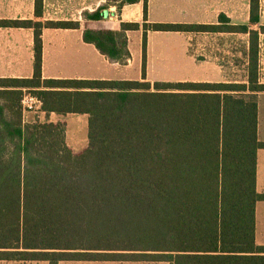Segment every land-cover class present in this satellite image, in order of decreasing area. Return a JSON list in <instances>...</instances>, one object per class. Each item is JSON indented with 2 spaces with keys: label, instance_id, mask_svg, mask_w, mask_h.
Masks as SVG:
<instances>
[{
  "label": "trees",
  "instance_id": "1",
  "mask_svg": "<svg viewBox=\"0 0 264 264\" xmlns=\"http://www.w3.org/2000/svg\"><path fill=\"white\" fill-rule=\"evenodd\" d=\"M143 1V23L115 27L104 9L83 12L84 42L110 62L131 57L128 31L142 26L143 80L42 78V30L78 21L0 20L34 30V73L0 78V260L165 261L264 264L255 244L260 0L246 24L148 22V0H112L121 12ZM150 31L249 35L248 79L145 81ZM29 90L51 113L87 114L88 144L74 151L64 122H24Z\"/></svg>",
  "mask_w": 264,
  "mask_h": 264
},
{
  "label": "crops",
  "instance_id": "2",
  "mask_svg": "<svg viewBox=\"0 0 264 264\" xmlns=\"http://www.w3.org/2000/svg\"><path fill=\"white\" fill-rule=\"evenodd\" d=\"M22 0H0V20H38L34 16V0H30V10L32 15H24L22 12ZM44 0V15L41 21L46 20H66L78 21V28H47L42 30V78L43 79H81V80H141L143 78V45L138 57L133 55L130 44V34L128 36V47L131 57L126 64L110 62V60L91 43L84 42V30L88 21L84 19L83 12H93L97 8L110 3L108 18L115 27H119L121 22L143 23V1L130 5H125L121 12H115L117 3L112 0H54L57 6L80 8L76 16L72 18L57 17L55 19L46 18V3ZM249 1V0H248ZM239 0H148V22L150 23H180V24H214V17L220 18L226 12L222 10L226 7H237ZM222 8L213 14L212 8ZM247 7H249V2ZM105 14V13H104ZM211 16L212 19L207 17ZM229 19V16H226ZM249 20V11H248ZM237 24V23H231ZM246 24V23H242ZM139 40L142 41V26L136 31ZM158 31H150L147 36V48L145 59V81L152 85L155 82H177L167 80H156L149 70V43L151 35ZM177 35L188 37L194 32H174ZM227 33V32H218ZM233 34V33H231ZM264 37V33L262 34ZM34 30L24 27L0 26V78H30L34 73ZM264 45V43H263ZM264 48V47H263ZM97 61V62H96ZM135 69L138 75L132 77L130 74ZM123 75L118 76L121 72ZM118 77V78H115ZM206 81V80H204ZM264 83V79L261 82ZM26 90V89H24ZM258 102V139L264 142V92L257 93ZM47 121L64 122L71 115H87L68 113L66 115L51 113L42 114ZM88 117V115H87ZM79 119V118H77ZM75 119V120H77ZM256 188L258 193L264 194V148L257 151L256 166ZM255 244L264 247V200L259 201L255 210ZM64 262V261H63ZM60 262L59 264H62ZM92 264H169L165 261H79ZM0 264H48L46 261H7L0 260Z\"/></svg>",
  "mask_w": 264,
  "mask_h": 264
},
{
  "label": "rangeland",
  "instance_id": "3",
  "mask_svg": "<svg viewBox=\"0 0 264 264\" xmlns=\"http://www.w3.org/2000/svg\"><path fill=\"white\" fill-rule=\"evenodd\" d=\"M24 15H32L30 0H22ZM248 0H239L237 7L212 8L213 14L222 9L229 16L230 23H248ZM56 3V2H55ZM54 0L46 3V18L57 17L72 18L76 16V7L57 6ZM261 4V22L264 24V0ZM117 12V9H115ZM212 19L211 16L207 17ZM219 22V16L213 18ZM135 31L130 34L131 50L135 57L142 49V41ZM149 43V70L156 80L167 81H236L247 82L248 79V48L249 35L242 33H215L194 32L188 35H177L174 31H158L151 35ZM259 51L258 75L260 82L264 79V37L261 34ZM97 62V61H96ZM123 75L122 71L117 73ZM132 77L138 75L133 71L128 74ZM118 78V77H115ZM28 122H44L42 114L31 113ZM79 118V119H77ZM77 119V120H75ZM65 121L66 140L68 145L76 152L84 149L88 144V117L87 115H71ZM62 264H92L79 261H64Z\"/></svg>",
  "mask_w": 264,
  "mask_h": 264
},
{
  "label": "built area",
  "instance_id": "4",
  "mask_svg": "<svg viewBox=\"0 0 264 264\" xmlns=\"http://www.w3.org/2000/svg\"><path fill=\"white\" fill-rule=\"evenodd\" d=\"M21 102L24 122H28V115L31 113H39L40 115L44 113L42 110V100L29 90H24Z\"/></svg>",
  "mask_w": 264,
  "mask_h": 264
},
{
  "label": "water",
  "instance_id": "5",
  "mask_svg": "<svg viewBox=\"0 0 264 264\" xmlns=\"http://www.w3.org/2000/svg\"><path fill=\"white\" fill-rule=\"evenodd\" d=\"M104 13H105V16H106V17H108V11H107V10H105V12H104Z\"/></svg>",
  "mask_w": 264,
  "mask_h": 264
}]
</instances>
